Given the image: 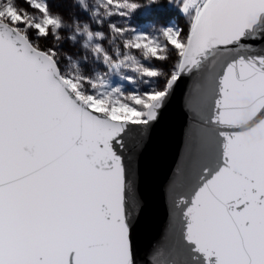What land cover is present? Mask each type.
<instances>
[{
    "label": "snow or ice",
    "instance_id": "snow-or-ice-1",
    "mask_svg": "<svg viewBox=\"0 0 264 264\" xmlns=\"http://www.w3.org/2000/svg\"><path fill=\"white\" fill-rule=\"evenodd\" d=\"M158 3L0 0V264H264V0Z\"/></svg>",
    "mask_w": 264,
    "mask_h": 264
},
{
    "label": "rangeland",
    "instance_id": "rangeland-1",
    "mask_svg": "<svg viewBox=\"0 0 264 264\" xmlns=\"http://www.w3.org/2000/svg\"><path fill=\"white\" fill-rule=\"evenodd\" d=\"M140 9L138 14H133L131 23L143 28L145 31L153 25L166 26L180 16L178 9L169 4L168 0H159L158 4H145Z\"/></svg>",
    "mask_w": 264,
    "mask_h": 264
},
{
    "label": "water",
    "instance_id": "water-1",
    "mask_svg": "<svg viewBox=\"0 0 264 264\" xmlns=\"http://www.w3.org/2000/svg\"><path fill=\"white\" fill-rule=\"evenodd\" d=\"M185 83L186 82H182L180 84V87L177 89L176 104H175V110H174V122L176 124L175 143L173 146L172 153L169 155L167 161L165 162V164L162 167L161 178H163V172L166 171L167 166L172 163V160L174 159V156H175L176 147L179 144V132H180V128H181L182 122H183L182 121L183 120V113L181 112V103H182L183 92L185 90Z\"/></svg>",
    "mask_w": 264,
    "mask_h": 264
},
{
    "label": "trees",
    "instance_id": "trees-1",
    "mask_svg": "<svg viewBox=\"0 0 264 264\" xmlns=\"http://www.w3.org/2000/svg\"><path fill=\"white\" fill-rule=\"evenodd\" d=\"M68 3H71V0H67ZM140 8H138L134 14H138L140 12ZM62 11H64V14L65 16H69L72 12H73V9L72 8H65V9H62ZM76 12H79V9H75Z\"/></svg>",
    "mask_w": 264,
    "mask_h": 264
}]
</instances>
